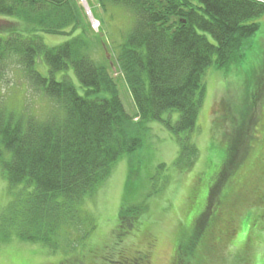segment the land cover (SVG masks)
<instances>
[{
    "label": "trees",
    "instance_id": "obj_1",
    "mask_svg": "<svg viewBox=\"0 0 264 264\" xmlns=\"http://www.w3.org/2000/svg\"><path fill=\"white\" fill-rule=\"evenodd\" d=\"M260 1L264 0H95L101 10L120 7L133 17L132 29L115 57L136 108L131 116L124 110L110 66L91 56L93 42L77 0H0V17L11 26L6 35L0 33V69L7 62L19 65L31 90L52 103L44 120L21 119L7 111L0 97L4 178L10 190L19 185L31 189L0 213V242L14 234L23 242L56 250L54 237L61 227L85 222L80 205L106 181L116 162L140 149L152 122L174 136L179 147L175 165L188 171L198 157L190 135L205 95L206 70L243 56L239 50L243 42L258 30L257 24L247 22L264 14ZM41 34L69 39L49 48ZM38 57L49 69L48 78L34 68ZM69 67L85 89L84 96L69 80H55L56 73ZM171 112L178 113L175 123ZM244 123L242 119L228 165L239 149L247 148L250 136L241 130ZM144 209L142 204L122 209L120 225L130 232ZM206 218L202 214L190 235L206 226ZM193 239L185 246L188 252L176 247L179 256L193 255L198 240ZM143 258L137 253L132 264H145Z\"/></svg>",
    "mask_w": 264,
    "mask_h": 264
},
{
    "label": "rangeland",
    "instance_id": "obj_2",
    "mask_svg": "<svg viewBox=\"0 0 264 264\" xmlns=\"http://www.w3.org/2000/svg\"><path fill=\"white\" fill-rule=\"evenodd\" d=\"M77 3L93 42L92 58L110 66L125 112L135 115L115 60L132 29V15L114 6L101 10L95 0ZM247 23L257 24L258 30L243 42L239 49L243 56L206 70L205 95L196 130L190 135L198 157L188 171L175 165L179 147L174 136L152 122L140 149L116 162L106 181L80 205L85 222L61 227L54 237L56 250L12 234L0 242V264H132L137 253L144 255L145 264H264V14ZM10 27L0 17V33L6 35ZM41 38L49 48L69 39L44 34ZM6 64L0 69V97L7 111L15 118L44 120L52 111L51 101L31 90L19 65ZM34 68L49 77L41 57ZM54 78L69 80L80 96L85 95L72 67ZM170 117L175 123L178 113L171 112ZM242 119L241 130L250 139L228 165ZM4 156L8 158L6 152ZM22 188L9 189L0 161V213L31 191ZM141 204L145 209L140 221L129 232L120 225V211ZM202 214L206 226L190 235ZM192 238L198 239L193 255L179 256L177 251L183 252Z\"/></svg>",
    "mask_w": 264,
    "mask_h": 264
},
{
    "label": "built area",
    "instance_id": "obj_3",
    "mask_svg": "<svg viewBox=\"0 0 264 264\" xmlns=\"http://www.w3.org/2000/svg\"><path fill=\"white\" fill-rule=\"evenodd\" d=\"M79 1L82 2V3L84 2V0H79Z\"/></svg>",
    "mask_w": 264,
    "mask_h": 264
}]
</instances>
